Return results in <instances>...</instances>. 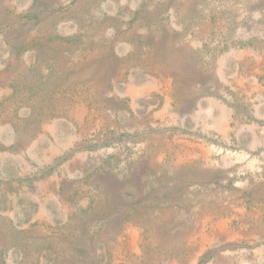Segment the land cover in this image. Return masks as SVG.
I'll use <instances>...</instances> for the list:
<instances>
[{
	"label": "rangeland",
	"instance_id": "374dc122",
	"mask_svg": "<svg viewBox=\"0 0 264 264\" xmlns=\"http://www.w3.org/2000/svg\"><path fill=\"white\" fill-rule=\"evenodd\" d=\"M0 264H264V0H0Z\"/></svg>",
	"mask_w": 264,
	"mask_h": 264
}]
</instances>
